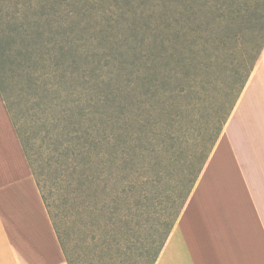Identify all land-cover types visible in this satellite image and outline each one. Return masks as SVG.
I'll list each match as a JSON object with an SVG mask.
<instances>
[{
  "label": "trees",
  "instance_id": "obj_1",
  "mask_svg": "<svg viewBox=\"0 0 264 264\" xmlns=\"http://www.w3.org/2000/svg\"><path fill=\"white\" fill-rule=\"evenodd\" d=\"M169 4V0H45L46 15L54 17L51 24L62 27L59 65L67 61L81 74L80 88L75 89L76 123L89 121L69 132L58 131L84 144L71 158L85 160L69 202L77 226L82 218L84 229L106 230L103 252L110 250L121 227L131 236L142 226L144 185L150 180L113 171L147 156L153 140L161 148L174 139L175 144L182 142L208 111L211 118L204 120L207 126L192 168L205 163L264 47V0H175V30L165 31L159 18ZM89 40L105 50L89 46ZM237 51L240 58L229 64L225 57L233 58ZM69 74L74 78V71ZM69 74L64 71L63 77ZM221 75L228 80L220 87ZM42 86L50 93L47 83ZM68 92H74L73 86ZM0 97L3 101L1 89ZM13 129L32 174L26 147ZM194 181L195 175L187 177L182 201ZM174 217L175 213L170 215L163 231L139 254L142 264L155 263ZM77 229L80 234L82 227Z\"/></svg>",
  "mask_w": 264,
  "mask_h": 264
},
{
  "label": "rangeland",
  "instance_id": "obj_2",
  "mask_svg": "<svg viewBox=\"0 0 264 264\" xmlns=\"http://www.w3.org/2000/svg\"><path fill=\"white\" fill-rule=\"evenodd\" d=\"M169 2L170 7L159 18L165 31L175 30V0ZM44 5L45 0H0V89L5 110L26 147L33 171L31 175L45 199L48 215L58 231L69 264H113V258L116 264H142L139 254L147 250L148 242L163 231V223L170 215L175 213L174 218H178L189 196L186 195L183 203L181 192L186 189L187 177L195 175V181L189 186L192 190L205 164L198 162L192 168L207 126L204 120L208 117L210 121L211 117L208 111L204 112L182 142L180 140L175 144L174 139L161 148L153 140L147 147L150 148L147 156L126 168L113 171V175L128 171V175L148 177L150 180L144 185L146 195L142 226L135 228L131 236H128L126 227H121L117 240H111L110 250L103 252L106 230H85L82 218L77 226L69 202V197L77 189L76 179L85 160L83 157L78 160L71 158L84 144L76 138L61 136L58 131L69 132L89 121L76 123L74 101L78 95L75 89L80 88L81 74L67 61L64 66L59 65L63 61L59 55V47L64 40L60 35L62 27L51 24L55 22L54 17L46 15ZM151 26L153 23L149 22L148 27ZM56 27L58 29L55 30ZM54 31L58 35H52ZM146 31L145 36H148L149 29ZM87 43L91 47L95 45L98 50L104 49L96 45L95 40ZM241 54L237 51L233 58L227 55L226 61L229 64L236 62ZM66 66L67 69H64ZM64 71L68 74L74 71V78H69L70 74L63 77ZM227 80L221 75L219 86ZM45 83L50 93L43 90L42 84ZM72 86L74 92L70 94L68 90ZM214 94L218 96L217 91ZM212 100L216 103V97ZM208 110L212 112L210 107ZM77 227H82L80 234Z\"/></svg>",
  "mask_w": 264,
  "mask_h": 264
},
{
  "label": "crops",
  "instance_id": "obj_3",
  "mask_svg": "<svg viewBox=\"0 0 264 264\" xmlns=\"http://www.w3.org/2000/svg\"><path fill=\"white\" fill-rule=\"evenodd\" d=\"M0 264H67L0 97ZM154 264H264V47Z\"/></svg>",
  "mask_w": 264,
  "mask_h": 264
}]
</instances>
